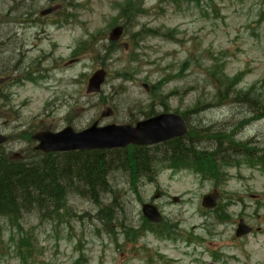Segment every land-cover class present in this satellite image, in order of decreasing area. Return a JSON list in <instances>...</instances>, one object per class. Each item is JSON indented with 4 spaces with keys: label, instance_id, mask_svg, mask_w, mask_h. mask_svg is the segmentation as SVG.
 <instances>
[{
    "label": "rangeland",
    "instance_id": "rangeland-1",
    "mask_svg": "<svg viewBox=\"0 0 264 264\" xmlns=\"http://www.w3.org/2000/svg\"><path fill=\"white\" fill-rule=\"evenodd\" d=\"M131 2L143 13L112 46L108 34L124 27L120 8ZM98 69L105 83L88 94ZM0 78V133L14 137L0 152L11 158L35 148L31 136L40 131L135 124L167 112L187 113L189 126L246 144L257 159L230 153L218 180L185 167L162 166L150 180L114 172L108 193L74 191L70 215H26L35 256L22 263L7 232L0 264H264V119L229 94H264V0H0ZM216 145L202 147L220 157ZM213 191L220 210L207 211L201 200ZM145 203L159 209L160 225L144 219ZM102 208L112 209L110 223ZM240 220L253 231L236 238Z\"/></svg>",
    "mask_w": 264,
    "mask_h": 264
},
{
    "label": "trees",
    "instance_id": "trees-1",
    "mask_svg": "<svg viewBox=\"0 0 264 264\" xmlns=\"http://www.w3.org/2000/svg\"><path fill=\"white\" fill-rule=\"evenodd\" d=\"M120 9V18L125 22L124 29L127 26L126 22L143 13L140 4L134 2ZM134 36L142 38L140 33ZM109 44L114 46L117 42ZM151 88L153 89L154 85ZM229 94L234 95V102L247 105L255 118L264 119V94L260 96L261 100L254 94L253 89L231 91ZM227 96L228 93L224 92L223 96L219 97L220 102L226 100ZM186 114L182 116L185 118ZM222 137L224 136H221L220 132L211 133L209 127L199 124L190 126L189 134L184 138L152 147L131 146L122 150L63 154H43L33 148L21 154L20 160L0 152L1 252H5L3 235L8 232L11 237L7 243L13 244L14 248L17 246L14 252L22 263L31 262L37 246L35 237H31L30 232L25 231L26 215L37 214L39 219L47 220L59 219L62 212L70 215L67 201L74 191L90 195L108 193L111 190L110 177L114 172H121L133 180L142 178L150 180L163 168L162 166L185 167L203 177L218 180L223 176L221 163L228 162L230 153L237 152L246 158L257 160L253 158L256 150L248 149L246 144L233 145ZM206 142L217 143L219 149L223 148L221 150L223 155L217 157L215 152L202 147ZM225 143L229 144L225 146ZM232 145L237 148H230ZM218 208L219 206L214 211ZM111 210L102 208L98 211L101 218L107 219L108 223L114 218ZM128 230L131 233L134 229ZM32 236H36L35 233H32Z\"/></svg>",
    "mask_w": 264,
    "mask_h": 264
},
{
    "label": "water",
    "instance_id": "water-1",
    "mask_svg": "<svg viewBox=\"0 0 264 264\" xmlns=\"http://www.w3.org/2000/svg\"><path fill=\"white\" fill-rule=\"evenodd\" d=\"M52 8L41 11L40 16H47ZM123 27L117 26L108 35L110 42L118 41L123 34ZM106 72L103 69L96 71L88 80L87 92L98 93L105 81ZM148 90V87L144 85ZM111 111L105 114L110 116ZM189 127L182 116L172 113H161L149 119L138 122L135 127L130 125H107L98 127L95 122L89 128L75 132L66 127L60 132H39L32 136L38 142L36 150L43 153H69L84 150L122 149L129 145L152 146L185 137ZM8 138L0 133V145ZM219 195L217 192L208 194L202 199V206L212 210L216 208ZM143 215L151 222L158 224L162 221L157 208L150 204L142 206ZM252 232V228L240 220L235 232L236 237H242Z\"/></svg>",
    "mask_w": 264,
    "mask_h": 264
},
{
    "label": "flooded vegetation",
    "instance_id": "flooded-vegetation-1",
    "mask_svg": "<svg viewBox=\"0 0 264 264\" xmlns=\"http://www.w3.org/2000/svg\"><path fill=\"white\" fill-rule=\"evenodd\" d=\"M5 145H6V144H4V145H2V146H5ZM12 157H13L14 159H16V160H18L19 158H22V157H20V156H18V155H15V154H14Z\"/></svg>",
    "mask_w": 264,
    "mask_h": 264
}]
</instances>
